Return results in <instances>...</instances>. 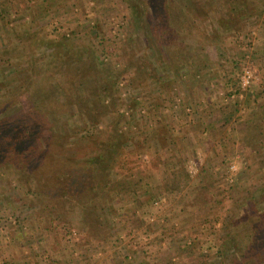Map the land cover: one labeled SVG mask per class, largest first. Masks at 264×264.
Listing matches in <instances>:
<instances>
[{
    "label": "rangeland",
    "instance_id": "rangeland-1",
    "mask_svg": "<svg viewBox=\"0 0 264 264\" xmlns=\"http://www.w3.org/2000/svg\"><path fill=\"white\" fill-rule=\"evenodd\" d=\"M0 264H264V0H0Z\"/></svg>",
    "mask_w": 264,
    "mask_h": 264
},
{
    "label": "crops",
    "instance_id": "crops-1",
    "mask_svg": "<svg viewBox=\"0 0 264 264\" xmlns=\"http://www.w3.org/2000/svg\"><path fill=\"white\" fill-rule=\"evenodd\" d=\"M249 124H251V123H249ZM244 126H246V125H244ZM246 127H247V126H246ZM254 130H255V129H252V128H251V129H250V128L248 129V128H247L246 131H243V132H242V135H245V133H246V136H250V135H251L250 132H251V131H254ZM253 136H256L255 132H254V135H253ZM215 138H216V137H215ZM250 138H252V137H250ZM247 139H248V137H247ZM254 140H255V138H254ZM208 142H210L209 139L206 140V141H202V142H201V145H202L203 149H204L205 147H207V146H210V145H208ZM218 142H219V141H218ZM258 142H259V141H258ZM210 144H215V145L217 144V143H214V138L211 139ZM210 147H211V146H210ZM213 147H214V146H213ZM218 147H219V146H218ZM192 149H194V150H195V153L198 154V150H199V149H195L194 147H193ZM202 161H203V160H202ZM202 161H201V160L199 161V159H196V163H195L196 165H194V167H195L194 170H196V172H200V170L202 169V165L205 163V162H204V163H201ZM192 170H193V169H192ZM202 170H203V169H202ZM202 170H201V171H202ZM189 172H190V171H189Z\"/></svg>",
    "mask_w": 264,
    "mask_h": 264
},
{
    "label": "built area",
    "instance_id": "built-area-1",
    "mask_svg": "<svg viewBox=\"0 0 264 264\" xmlns=\"http://www.w3.org/2000/svg\"><path fill=\"white\" fill-rule=\"evenodd\" d=\"M253 81V75L249 69L243 70V74L240 79V88L241 90H246L250 87L251 83ZM235 171V166L230 167V172L233 173ZM155 206H158V203H154Z\"/></svg>",
    "mask_w": 264,
    "mask_h": 264
},
{
    "label": "trees",
    "instance_id": "trees-1",
    "mask_svg": "<svg viewBox=\"0 0 264 264\" xmlns=\"http://www.w3.org/2000/svg\"><path fill=\"white\" fill-rule=\"evenodd\" d=\"M1 123L10 124V123H9V122H7V121H1Z\"/></svg>",
    "mask_w": 264,
    "mask_h": 264
}]
</instances>
